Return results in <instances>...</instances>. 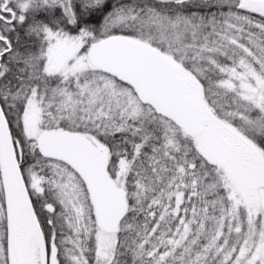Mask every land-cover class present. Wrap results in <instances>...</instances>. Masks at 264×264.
<instances>
[{
  "label": "snow or ice",
  "instance_id": "obj_1",
  "mask_svg": "<svg viewBox=\"0 0 264 264\" xmlns=\"http://www.w3.org/2000/svg\"><path fill=\"white\" fill-rule=\"evenodd\" d=\"M0 264H264V0H0Z\"/></svg>",
  "mask_w": 264,
  "mask_h": 264
}]
</instances>
